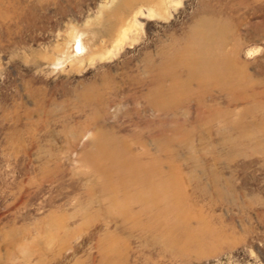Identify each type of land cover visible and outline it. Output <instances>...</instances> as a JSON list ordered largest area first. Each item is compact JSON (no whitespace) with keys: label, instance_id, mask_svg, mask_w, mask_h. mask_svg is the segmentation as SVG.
Segmentation results:
<instances>
[{"label":"rangeland","instance_id":"obj_1","mask_svg":"<svg viewBox=\"0 0 264 264\" xmlns=\"http://www.w3.org/2000/svg\"><path fill=\"white\" fill-rule=\"evenodd\" d=\"M0 264H264V0H0Z\"/></svg>","mask_w":264,"mask_h":264},{"label":"bare ground","instance_id":"obj_2","mask_svg":"<svg viewBox=\"0 0 264 264\" xmlns=\"http://www.w3.org/2000/svg\"><path fill=\"white\" fill-rule=\"evenodd\" d=\"M121 4H123V3H121ZM127 4V3H126ZM129 6V5H128ZM131 6H132V4H131ZM116 8V7H115ZM103 10H106V9H104V8H102ZM108 9V8H107ZM110 9V8H109ZM112 10L114 9V8H111ZM120 9V8H119ZM103 10H102V12H103ZM117 10V9H116ZM115 10V11H116ZM131 10V9H130ZM111 11V10H110ZM112 12V11H111ZM138 12V11H137ZM117 13V12H116ZM115 13V14H116ZM134 12H132V14H133ZM102 15L104 16V13H102ZM108 15H109V12H108ZM111 15V14H110ZM131 15V14H130ZM113 16V15H112ZM116 16H119V15H116ZM105 17H108V16H105ZM104 17V18H105ZM108 18H110V17H108ZM121 18V17H120ZM117 19V18H116ZM127 19V18H126ZM129 19V18H128ZM103 20H105V19H103ZM117 21V20H116ZM119 21V20H118ZM117 21V22H118ZM120 21H122V20H120ZM120 21L118 22L119 24H121L120 23ZM130 21V20H129ZM102 22V21H101ZM93 23V22H92ZM133 23H134V21H133ZM126 24H128V23H126ZM135 24V23H134ZM117 25V24H116ZM122 25V24H121ZM130 25V24H129ZM128 25V26H129ZM126 26V25H125ZM121 27V26H120ZM129 28H124L123 30L120 28V33H118V35H115V42H116V44L115 45H119L120 43L122 44V42H123V40L125 39V37H126V33H127V30H128ZM75 31H76V29H75ZM130 31V30H129ZM112 32H113V30H112ZM73 33V32H72ZM115 33V32H114ZM72 35V34H71ZM70 35V36H71ZM110 35H114V34H111L110 33ZM113 37V36H112ZM73 38V37H72ZM71 37H70V40H69V42H70V46L68 47L67 45V48L65 49V55H66V58L68 59V58H74L75 57V59L76 60H79V58H82L81 56H75L73 53L74 52H77L78 50L76 49L77 48V46H75V41L72 39ZM111 40H113L112 38H111ZM110 40V41H111ZM108 42V41H107ZM112 42V41H111ZM79 44V43H78ZM80 46V45H79ZM101 46V45H100ZM112 46V45H111ZM99 48V47H98ZM82 49V48H81ZM94 49H96V48H94ZM104 49V48H103ZM93 50V49H92ZM97 50V49H96ZM94 52V51H93ZM92 52V53H93ZM91 54V53H90ZM95 54V53H94ZM89 55V54H88ZM87 55V56H88ZM90 56V55H89ZM74 60V59H73Z\"/></svg>","mask_w":264,"mask_h":264}]
</instances>
